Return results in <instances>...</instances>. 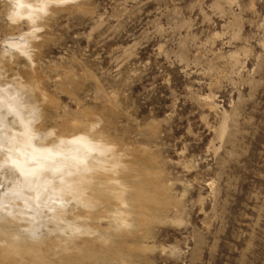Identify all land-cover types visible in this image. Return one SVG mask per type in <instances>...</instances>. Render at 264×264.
Segmentation results:
<instances>
[{
	"label": "rangeland",
	"instance_id": "1",
	"mask_svg": "<svg viewBox=\"0 0 264 264\" xmlns=\"http://www.w3.org/2000/svg\"><path fill=\"white\" fill-rule=\"evenodd\" d=\"M51 9L30 58L0 46V89L28 87L20 99L45 144L69 131L108 143L130 217L120 235L100 223L107 244L75 240L67 250L46 223L50 232L36 231L50 241L42 264H264V0ZM8 12L0 0V45L29 31ZM3 167L0 195L17 178ZM66 206L67 218L80 208ZM15 223L23 232L27 223Z\"/></svg>",
	"mask_w": 264,
	"mask_h": 264
},
{
	"label": "bare ground",
	"instance_id": "2",
	"mask_svg": "<svg viewBox=\"0 0 264 264\" xmlns=\"http://www.w3.org/2000/svg\"><path fill=\"white\" fill-rule=\"evenodd\" d=\"M69 1L75 0H67ZM50 11L54 12L53 9ZM29 60L31 62V59ZM27 88L21 83H15L12 90L7 89L9 96H15L14 100L8 102L15 107L18 116L9 113L4 102L7 98L3 92H0V111H3L0 113V149L2 152L6 151L0 159V168L8 166L17 174V178L14 177L16 182L7 184L5 191L0 195V212H10H7L8 216L0 218V264H34L35 262L42 264L47 258L46 251L49 249L50 241L44 244V240L47 239L37 238L36 231L44 228L50 232L46 223L52 224L51 231L59 233L51 240L60 239L59 242L64 243L65 250L75 246V240H80L83 245L97 240L106 243L109 236H106V239L98 234L102 221H107L110 227L106 230L113 229L114 235H120L129 226L130 213L126 210L129 205L126 190L129 188L125 186L126 183L124 185L119 181L118 174L123 171L120 167L121 161L115 157L108 143L94 138L91 133L90 135L85 132L69 131L67 136L56 138L49 144H45L46 136H43L39 137L37 143L32 139L31 147L28 146L31 136L38 137V128L32 124L28 129L24 127L25 123L36 118V110L22 103L20 99ZM8 116L13 118L16 129L8 125L6 121ZM33 148L41 153L51 149L53 153L59 152L60 155L48 161L29 162L31 156L37 155L33 152ZM40 164H43V167H39ZM119 168H122L121 171ZM53 169L59 170L53 171ZM123 173L119 176L124 175ZM69 202L80 207L71 218L65 217V207L67 208ZM100 206L104 209L103 212L98 213L100 210L96 212V209ZM17 221L27 223L23 226V232L21 226L16 225ZM97 234L98 237L90 238ZM67 256L64 258L66 259ZM65 264L69 262L66 260Z\"/></svg>",
	"mask_w": 264,
	"mask_h": 264
},
{
	"label": "clouds",
	"instance_id": "3",
	"mask_svg": "<svg viewBox=\"0 0 264 264\" xmlns=\"http://www.w3.org/2000/svg\"><path fill=\"white\" fill-rule=\"evenodd\" d=\"M67 0H8L9 4V12L7 19L12 24H18L21 22H26L29 26V31L24 33L18 39H9L4 41L2 45L6 47L9 52L18 53L20 56L25 58H30L31 48H30V40L38 39L37 33L43 31L42 27L39 25L42 21L52 13L50 11L53 7L61 6L63 3H66ZM30 38V39H26ZM0 92H3L5 97L7 98L4 102L8 108L10 114L17 115L15 107L9 103L8 101L14 100L15 96H9L7 88L0 89ZM33 123V121L29 120L24 124V127L28 129V126ZM15 135V134H14ZM48 136H53L54 132L49 131ZM38 139L37 136H31L29 139L28 146L31 147V140ZM61 144L63 141L60 142ZM33 152L37 153V155H33L30 157V161L43 160L48 161L54 158V156L60 155L59 152L53 153L51 149H46L42 153L33 148ZM21 165L23 162H16ZM39 167H43V164H40ZM59 169H53V171H58ZM35 171V170H33Z\"/></svg>",
	"mask_w": 264,
	"mask_h": 264
}]
</instances>
